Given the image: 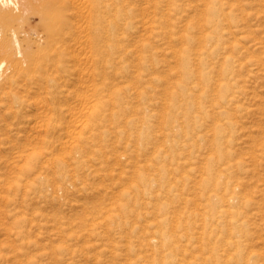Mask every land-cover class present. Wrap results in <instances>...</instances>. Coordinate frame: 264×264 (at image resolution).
<instances>
[{
    "label": "rangeland",
    "instance_id": "obj_1",
    "mask_svg": "<svg viewBox=\"0 0 264 264\" xmlns=\"http://www.w3.org/2000/svg\"><path fill=\"white\" fill-rule=\"evenodd\" d=\"M221 1L118 0L124 74L87 52L61 117L0 97V264H264V0Z\"/></svg>",
    "mask_w": 264,
    "mask_h": 264
},
{
    "label": "bare ground",
    "instance_id": "obj_2",
    "mask_svg": "<svg viewBox=\"0 0 264 264\" xmlns=\"http://www.w3.org/2000/svg\"><path fill=\"white\" fill-rule=\"evenodd\" d=\"M104 1L105 0H0V97H8V99H15L20 101L29 100L30 103L32 99L47 102L50 104V106H52L51 110H53V112L51 113H54V115L58 114L57 116L61 117L64 113V108L60 106V102H62L66 98L67 86L68 84H70L69 81L70 79L72 81L75 72H79L77 75L78 77H76V84H79V86L81 87L80 84L83 82L81 80V72L82 70H84L83 63L88 67V65H86L85 63L89 60L90 56L91 58L93 57L92 62L95 63L94 65H96V69L99 68V65L101 66L100 68H103V71L100 70L101 72H97L98 74L96 73L101 78H104L102 84L106 83L107 86L109 84H107L106 82V80H108L109 78L106 79L105 74V70L108 68L112 69V71L114 72H119L121 70L120 72L124 74L123 72L125 67L118 65L120 62L122 63V61L125 62L124 54L126 53V51H123L125 50V45L122 44L121 41L127 39L128 33H126L125 28H123L124 32H122L121 30L123 9H120V7H118V0H108L111 1V3L114 5L115 12L110 16L105 17L103 13L107 9L103 6ZM216 1L218 2V4H221V11H223V2L221 0ZM130 12L131 11H129V13ZM210 12L211 7L207 9V14H210ZM124 25H126L127 30H130L133 27L132 23L130 22H126V24ZM119 29L122 32L121 34H119L120 32H118L120 31ZM202 47L204 48L203 51L198 52L200 56L202 52L205 53L206 47ZM87 52L90 53V56H85L87 54L89 55V53ZM143 58L145 57L143 56ZM140 61H142V59ZM260 61H262L264 64L263 59H260ZM144 64L145 62H140L138 64L140 65V69H142L141 65H143V68L145 67ZM153 64L155 65V62H153ZM94 65L92 66L94 67ZM197 65L198 67L196 72L199 73L200 76L201 63ZM177 66L184 68L185 65L182 66L181 64H179ZM94 71L96 72V70H93V72ZM202 71H204V69H202ZM224 71L225 69H223V72ZM229 71L230 70H228L227 72ZM227 72H224L225 75L222 74V76L224 75L226 77ZM192 74L193 72L191 68L189 70V76H192ZM157 75L154 76V81H160V76ZM202 75H204L203 72L201 76ZM84 77L82 79H84ZM80 89L81 88H78L77 90V96L79 98L82 96L81 93L83 92H81ZM189 90L190 93H192L189 94V97L194 99L193 89L189 87ZM42 102H40V104ZM96 103L97 105L93 104V106L95 108L94 110H96L97 112L100 101H97ZM8 107V109L13 108L14 104L13 107L11 105ZM13 109V111H15V108ZM51 110H49L48 112H50ZM72 113H75L74 109ZM95 114L96 117L97 113ZM186 114L187 113H185V115ZM74 118L75 116L73 117V119ZM183 118L189 121L190 115L187 114L186 116H183ZM78 121H81V119ZM63 127L60 130L65 129ZM183 128V124H180L179 122V137H183V135L187 132L185 131L186 128ZM71 129L73 130H70L69 127H67L66 129L67 133H70L69 136H74L75 134H78V137L83 136L82 133L76 132L78 131L77 129L74 130V128L72 127ZM182 129L185 131V133L182 132ZM218 129L219 128L217 127V133ZM74 137H76V135ZM217 139L218 135H216V137L210 142L213 145L212 149H216L217 154L219 151H221L220 154L216 155V160H219L221 162L224 161L225 158L230 159L231 155L230 151L228 150V145L230 143L229 139H221V141H218ZM58 140L60 145L62 143V138ZM154 150H156V148H154ZM153 153L155 154V152ZM170 168L167 169L168 172L172 170H170ZM227 170L228 168H222L215 174L210 173L208 182L210 183L211 180H218L220 176H224L226 174ZM141 180V183L144 185L145 189H148L150 185L147 183V178L144 174L141 175ZM215 196L218 197L217 195ZM218 198H220L221 200L225 199V197ZM229 226L230 230H238V232H240L244 228L243 223L240 222L237 224L232 220L229 222ZM160 240V246L162 247L167 244V241L170 240V237L166 235L165 240L161 235ZM147 257L149 258L150 256ZM158 263L161 264V262Z\"/></svg>",
    "mask_w": 264,
    "mask_h": 264
}]
</instances>
